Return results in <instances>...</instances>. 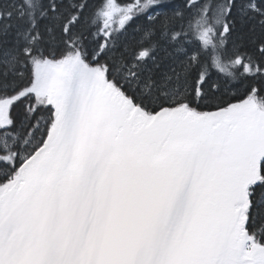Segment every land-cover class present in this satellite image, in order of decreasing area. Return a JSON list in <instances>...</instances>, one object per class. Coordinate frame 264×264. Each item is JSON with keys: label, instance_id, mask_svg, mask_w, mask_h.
<instances>
[{"label": "snow or ice", "instance_id": "obj_1", "mask_svg": "<svg viewBox=\"0 0 264 264\" xmlns=\"http://www.w3.org/2000/svg\"><path fill=\"white\" fill-rule=\"evenodd\" d=\"M0 264H264V0H0Z\"/></svg>", "mask_w": 264, "mask_h": 264}]
</instances>
